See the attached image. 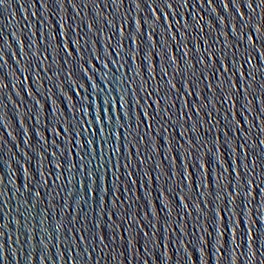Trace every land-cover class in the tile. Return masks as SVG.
I'll return each mask as SVG.
<instances>
[{
	"label": "water",
	"instance_id": "95a60500",
	"mask_svg": "<svg viewBox=\"0 0 264 264\" xmlns=\"http://www.w3.org/2000/svg\"><path fill=\"white\" fill-rule=\"evenodd\" d=\"M84 3L65 0L53 8L51 0H7L0 6V244L8 251L3 264H264V144H259L264 141V92L259 87L264 55L243 63L249 42L264 54V40L253 33L231 35L235 21L227 28L222 22L210 35L207 25L201 31L198 16L207 23L212 13L200 12L197 0L181 7L179 16L177 9L162 5L151 13L159 18L163 12L162 18L156 23L149 19L143 30L155 43L165 40L167 28L169 55H187L177 61L182 72L173 75L170 67L161 73L162 57L145 48L148 59L143 61L139 41L127 38L141 26V16L149 15L143 5L127 12L129 0L118 10L110 0ZM262 11L257 9V17ZM113 17L115 23L105 25ZM149 26L156 28V36ZM238 41L239 51L233 47ZM205 47L217 55L210 65L208 60L197 64ZM153 51L162 49L157 44ZM81 57L89 62L91 79L77 75L66 80ZM221 68L229 69L226 75L217 71ZM201 69L205 78L193 88L188 81L200 78ZM248 71L256 76V99L245 111L243 88L252 83L244 77ZM229 79L233 92L242 89L238 103L232 97L220 102L228 96ZM166 107L160 116L171 120L162 130L151 114ZM112 116L118 119L109 122ZM141 119L139 131L147 138L137 141L133 136ZM109 128L115 132L111 138ZM97 165L101 190L89 191L85 204L78 182L85 167ZM42 174L45 182L38 184ZM25 185L40 193L35 207L24 203ZM55 223L64 227L51 238L49 227ZM79 235L88 239L76 247ZM85 247L90 255L82 252Z\"/></svg>",
	"mask_w": 264,
	"mask_h": 264
},
{
	"label": "snow or ice",
	"instance_id": "6c2138e0",
	"mask_svg": "<svg viewBox=\"0 0 264 264\" xmlns=\"http://www.w3.org/2000/svg\"><path fill=\"white\" fill-rule=\"evenodd\" d=\"M49 0H45V3H48ZM65 2V0H51L52 6L53 8H59L63 3ZM68 3H71L72 0H67ZM88 2L92 3L93 5H95L97 3V0H88ZM101 3H103V0H100ZM125 2V0H110V4L113 7L114 10H118V5H122ZM7 3V0H0V6H3ZM185 4H188L189 6H191V0H152L151 4H149L148 0H129V6L127 9V12H131L133 8H137L139 9L141 7V5H143V8L149 13L148 16H141V26L136 28V30L134 32H129L128 33V40L132 43H135L137 40L139 41V45H137V49L139 51H141V53L143 54V61H146L148 59V55L144 54L145 52V48L147 49L148 52H151L153 55H160L162 57V63L166 62L165 66L160 68L161 73H165L167 71V68L170 67H174L175 71L173 73V75H175L176 73L182 72L183 70L179 67V64L177 63L178 60L180 61H184L185 60V56L187 55V53H182L181 55H179L178 57H173L171 55H169L168 50H167V43H168V38H170V34L168 33L167 28H165V40L162 42L161 40L157 39V41L155 43H153L151 41V38L149 35H147L145 33V31L143 30L145 25H148V20L149 19H153V23H156L157 20L161 19L163 16V12H161V17L159 18H152L151 17V13L152 12H160L161 11V6L163 5L164 8L166 9H171V8H175L177 9V11L175 12L176 16L180 15L179 9L181 7H183ZM153 5L155 7H153ZM213 5H215V7H213ZM237 5H239V7H237ZM82 7H86L87 4L84 3V0H81V5ZM197 6L199 7V11L200 12H204L207 10H211L212 15L208 16V22L205 23L204 18L198 16L199 22H200V30L202 31L205 27V25H207V29H208V34L210 35L213 29L219 30L221 28V24L222 22H227L223 24L224 28L228 27L229 23H232V21H235V26L232 30V32L230 33L231 35H235L236 32H239L241 34V36H245L248 33H253L254 35L257 36V40H264V11H262L259 15V17H257L256 13H257V9L258 8H264V0H197ZM243 9V11H242ZM103 12V8H101V12L97 14V16L101 15ZM191 14V13H190ZM53 15H55V13H53ZM169 15H172V13L170 12ZM213 17L215 19H213ZM97 22L96 17L93 18V24H95ZM105 25H111L115 23V17H113L112 20H107L105 19L104 21ZM93 25H88L89 30H91ZM162 26V25H161ZM151 27V26H149ZM185 28V30L188 29V25L185 24L183 26ZM245 29H247V32L245 31ZM194 31H196V28H193ZM69 31H71V26H69ZM97 31L99 32L100 29L98 28ZM157 35V31L155 27H151V36H156ZM176 35L179 36L180 32L179 29H177L176 31ZM79 36H77V42H78ZM218 39V37H217ZM70 43H75L73 41H71L70 39ZM159 44L162 51L160 53H155L153 50L155 49L156 45ZM239 44L240 42L238 41L235 45H233V47L237 48V51H239ZM177 49V51H179L180 49V42L177 41V43L174 45ZM262 47H264V44L261 45ZM30 47V45H29ZM109 47H111V45H109ZM195 47V46H194ZM131 50V48H130ZM0 51H3V49H0ZM45 52L48 51L47 48L44 49ZM73 51H77L76 48H73ZM198 51V49H197ZM113 55H119L118 52H114ZM217 53L215 51H210V47H205L204 51L201 55V59L197 60V64L203 63L204 60H208L209 61V65L212 63L211 61V57L216 56ZM259 55H264L261 54L257 51L256 49V43L255 42H249L248 47L245 49V57L243 59V63L244 64H248L249 61L253 58V56H259ZM130 58V57H129ZM95 59H99V57H95ZM142 61V64H143ZM238 61L236 60V53H233V59L230 62L232 64L233 69L235 68V64ZM88 60L84 59L83 57L80 58L79 61H74L73 66L69 69L68 73L66 74L65 79L67 80V77L69 76H77L79 75L80 78H83L86 82L89 81L91 79V77L87 76V72L88 71H92V69L90 67H86V65H88ZM109 63H114V61L109 59ZM39 67V64L37 65ZM63 64L61 65V68H63ZM208 65H206L207 67ZM186 67H190V68H195V65L193 66H187ZM259 66H257L258 68ZM48 70H51L50 68ZM118 71V69H117ZM217 71H222L225 75L227 74V72L229 71V69L227 68H221V69H217ZM95 72H93V75ZM195 71H192V76L195 77ZM213 77L216 76V71H214L212 73ZM233 75H235V72H233ZM244 77H246L248 80L252 81V83H248L246 85V87L243 88V93H245L244 95V100L246 101L245 105H242L245 109V111H248V105H252L253 101L256 99V94H255V88H254V84L256 81V76L254 74L253 71H248L244 74ZM204 72L201 69L200 70V78H197L196 80H189L188 82L192 85L193 88H195L196 84L199 83L200 79H204ZM261 80L264 81V74L261 75ZM111 82V81H109ZM228 84V96H225L223 98H221V103H224L229 97L233 98V103H238L240 100V94L242 89L241 88H235L234 92H233V88H232V81L229 79L226 81ZM168 83L170 84L171 81H168ZM237 84L240 83V80L236 81ZM78 87H83L82 85H77ZM209 91H211L212 85L211 84H207L205 86ZM261 92H264V83L259 85ZM69 90H72L71 87H69ZM171 90V89H170ZM191 93H188L187 91H185V95H189ZM28 95H31V93H28ZM73 95H75V92H73ZM149 96L152 95L151 92L148 93ZM251 95L253 97L252 100H247V96ZM167 96V94H166ZM165 97H161L160 99H166ZM208 98L205 97V100H207ZM209 103H211V101H208ZM121 107H123V105H121ZM201 108L204 107L203 104L200 105ZM169 109L166 107L165 109H160V108H156L155 111L151 114L152 115V120L153 123L157 124L162 130H166L164 128V123H167L171 120V118H169V121H165L163 116H160L161 111L163 112H167ZM198 111V110H197ZM102 113H103V109H102ZM185 115H187V113H184ZM142 117L145 116V114H141ZM207 116H211V112H206ZM160 116V119L157 120L156 117ZM101 119H103V115L101 116ZM113 119H118L115 116L109 117V122ZM119 119H123V117H119ZM145 121L144 119H141L140 122L138 124H136L135 128V135L133 136L134 140L137 141H143L147 138V133H141L139 131L140 128V124H143ZM152 124H148L147 127L148 128H152ZM121 128H123L124 126L121 125ZM127 129L128 131V135H132V125L128 124L127 125ZM102 130V129H101ZM119 130V129H117ZM195 130V129H193ZM64 131H67L66 129H64ZM115 134L114 130H112L111 128H109L108 131V137L111 138L113 137ZM121 135H124L123 132L121 133ZM182 135V134H181ZM124 139H127V136H124ZM107 138H105V142H106ZM87 144H94L95 141H86ZM259 144H264V141H260ZM259 146V145H258ZM193 147H195V145H193ZM46 151V150H45ZM115 151V150H113ZM209 151H211L209 149ZM262 151H264V149H262ZM52 155L54 156L55 153H52ZM247 155V154H245ZM63 157V154H62ZM64 159L62 158V160L60 161V163H63ZM25 163H30L29 160H26ZM69 164H71L72 162L68 161ZM73 167H76L78 170L81 167H84L83 165H72ZM129 165H125V167H128ZM100 168L101 165H97L94 168L88 169L85 167V171L83 173V180L79 181L78 183L84 188L85 191V199H84V203H87V197H88V193L89 191L92 192H98L101 190V186H100V181H101V172H100ZM93 177H95L93 179ZM57 179H59V177H57ZM120 177L117 176L116 180L119 181ZM45 179L43 177L42 174V178L41 181L38 182V184L40 183H44ZM90 182V183H88ZM68 183H71V181L69 180ZM92 185H95V187L93 188ZM25 187L28 189V198L27 200L24 201V203H28L30 206L35 207V204L33 203V201L39 202L41 197H40V193L39 191H35L33 192L32 188L29 185H25ZM57 195H59V193L57 192ZM69 197H74L75 193L73 192H69L68 193ZM65 203H67V201H65ZM49 207H51V205H49ZM68 207H71V205H68ZM27 211V210H26ZM45 211H47V209H45ZM105 215H107V212L104 213ZM113 215H115V211L112 212ZM125 215H127V211L125 212ZM49 217H44V219H48ZM41 223H43V221H41ZM61 227H64V225L62 223H55L54 225H52L51 227H49L51 229V238H52V233L53 231L56 233L60 230ZM95 227V226H94ZM75 231V229H74ZM82 232H87L88 229L87 228H82L81 229ZM115 237V234H114ZM47 238H49L47 236ZM9 240H11V237L8 238ZM78 243L76 245V247H80L81 244L88 239L87 236L85 235H79L76 237ZM93 240L97 239L96 235H93L92 237ZM19 238H17L18 242ZM44 238H42L40 240V244H43L44 242ZM46 251V249H45ZM92 251H95V248H92ZM82 252L85 254L90 255V253H88V249L85 247L82 249ZM79 255V253H78ZM6 256L8 257V251L6 249V245L4 244H0V264H3L4 259L6 258ZM16 257V250L14 251L12 249V258ZM43 260H49V256L48 255H43L42 256Z\"/></svg>",
	"mask_w": 264,
	"mask_h": 264
}]
</instances>
